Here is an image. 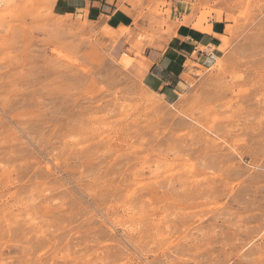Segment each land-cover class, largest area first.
<instances>
[{
	"label": "rangeland",
	"instance_id": "1",
	"mask_svg": "<svg viewBox=\"0 0 264 264\" xmlns=\"http://www.w3.org/2000/svg\"><path fill=\"white\" fill-rule=\"evenodd\" d=\"M182 17L109 37L63 0H0V264H264V0ZM213 19L221 52L177 87L133 71Z\"/></svg>",
	"mask_w": 264,
	"mask_h": 264
},
{
	"label": "crops",
	"instance_id": "2",
	"mask_svg": "<svg viewBox=\"0 0 264 264\" xmlns=\"http://www.w3.org/2000/svg\"><path fill=\"white\" fill-rule=\"evenodd\" d=\"M65 9L82 19L102 27L112 37L121 29L133 28L137 13L147 14L150 8L170 10L183 21L189 14L192 0H63ZM143 24V23H141ZM204 32H196L188 22L180 30H172L155 45H147L133 56V71L156 90L176 86L182 79L186 63L195 59L216 57L223 48L224 22L213 19ZM177 33V36L174 34ZM136 57V58H135ZM131 61V59H130ZM176 84V85H175Z\"/></svg>",
	"mask_w": 264,
	"mask_h": 264
}]
</instances>
